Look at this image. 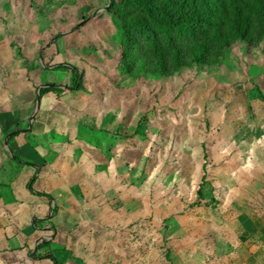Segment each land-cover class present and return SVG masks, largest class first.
Returning a JSON list of instances; mask_svg holds the SVG:
<instances>
[{"label": "crops", "instance_id": "obj_1", "mask_svg": "<svg viewBox=\"0 0 264 264\" xmlns=\"http://www.w3.org/2000/svg\"><path fill=\"white\" fill-rule=\"evenodd\" d=\"M73 16L71 12L63 15L64 22L54 25L56 16L47 20L40 14V25L25 19L18 32L10 27L12 22L6 28L0 25L1 40L16 34L0 42V264H264V241L257 236L264 232V220L244 217L236 200L226 202L233 213L224 210L233 218H215V235L199 228V243L193 244L200 250L197 254L189 247L176 248L185 240L183 236L174 239L179 240L177 244L173 240L169 244V227L151 234L157 245L149 250L121 246L122 228L113 211L121 208L120 186L113 187L106 163L100 171L95 157L85 159L82 131L86 122L70 117L87 95L86 81L91 75L99 79V71H105L99 64L115 56L103 46L102 59L87 54L77 26L82 20L68 29ZM85 27L86 36L89 28ZM71 45L78 50L77 69L85 68L79 83L69 57V51L75 52ZM76 96L78 106L70 105ZM109 153V159L116 153L123 155L115 146L105 154ZM122 165L123 161L115 176L128 173L127 165ZM259 189L253 188L256 193ZM113 201L114 207L106 208ZM217 204L212 207L223 210L224 203ZM260 205L264 208V201ZM99 216L104 217L102 221ZM239 216L248 222V235L233 221ZM172 227L177 229L175 222Z\"/></svg>", "mask_w": 264, "mask_h": 264}, {"label": "rangeland", "instance_id": "obj_2", "mask_svg": "<svg viewBox=\"0 0 264 264\" xmlns=\"http://www.w3.org/2000/svg\"><path fill=\"white\" fill-rule=\"evenodd\" d=\"M29 2L0 0V25L6 28L5 25L12 22L10 27L15 31L23 27L21 24L25 19L40 25L37 19L43 13H40L39 6L37 9ZM89 3H92L93 9ZM111 3L109 0H58L57 8L60 7L62 16L70 12L74 14L68 22L70 30L82 20L77 26L84 38V49L88 48L87 54L102 59L100 47L103 46L115 56L112 60L105 57L104 64H99L105 67L103 72L98 70L99 79L91 75V79L86 81L85 88L88 89L83 91L87 95L83 96L77 109L71 110L70 117L73 121L86 122L82 131L85 159L95 157L96 169L100 171L106 163L112 172L109 180L113 187L120 186L117 191L121 194V208L113 211H117L115 218L122 228L121 246L124 244V248L130 251L137 248H142L140 251L149 250V247L157 245L151 240V234H158L169 227L171 231L166 230L171 236L169 244L171 240L174 243L175 238L183 236L185 240L181 239L183 242L176 248L189 247L193 255L197 254L200 250L193 244L199 243L196 241L201 235L199 228L215 235L218 231L215 218H233V210L226 204L231 200H236L245 213L244 217L256 222L264 220V208L260 205V201H264V189L260 191L264 188V37L258 48L262 50L255 55L248 54L245 44L237 46L231 57L242 64H231L229 73L203 74V79L193 82L183 91L179 89V81L174 80L172 94L158 102L155 96L148 100L147 109L153 108V119L145 129L140 127L133 138L117 140L113 147L122 152L123 157L116 153L109 159L112 153L106 155L108 152L104 147L110 141L109 133L122 123L120 112L127 102L124 90L131 84L125 70L122 72L118 66L120 48L116 46L118 41L122 44L124 38H120L115 31L122 20L120 12L111 8ZM147 8L152 10L150 14L155 13L150 3ZM46 12L49 17L55 13L51 7ZM6 14L8 16L3 18ZM84 14H90V17ZM52 23L57 24L56 21ZM89 24L91 26H86ZM127 26L130 25L124 22V29ZM84 27L89 28L86 36ZM40 34L42 37V30ZM14 35L11 34L9 39H5V35L0 42L4 44ZM71 48L75 52L69 51V57L74 64L72 67L77 69L78 50L73 45ZM88 59L93 63L92 57ZM84 69L82 66L73 71L77 76L76 82L81 81ZM234 72L236 74H232ZM222 74L224 79L221 81L218 77ZM110 78L112 82H109ZM251 78L250 83H239ZM74 82L75 79L70 84ZM76 102L77 96L70 101V105L78 106ZM204 153L207 160L203 158ZM122 161V168L125 163L128 173L115 176ZM203 175L204 179H200ZM201 182L205 186L204 200L208 202L213 196L218 203H224L223 210L214 209L218 204L215 207L203 205L204 202L196 194ZM254 187L260 188L258 193L253 190ZM132 201H135V206ZM115 203L113 201L106 208L114 207ZM227 209H231L232 213H226L224 210ZM99 217L101 221L104 218ZM242 220L240 216L233 219L245 230L248 222ZM174 222L177 229L172 227ZM251 230L250 227L248 231ZM257 236L264 241V232H258ZM215 239L212 240V247L216 245ZM202 247L205 248L204 245ZM179 259L183 260L182 257Z\"/></svg>", "mask_w": 264, "mask_h": 264}, {"label": "trees", "instance_id": "obj_3", "mask_svg": "<svg viewBox=\"0 0 264 264\" xmlns=\"http://www.w3.org/2000/svg\"><path fill=\"white\" fill-rule=\"evenodd\" d=\"M149 3L154 14L147 8ZM29 4L39 6L46 18L51 7L57 23L65 20L57 8L58 0H30ZM110 6L120 12L123 21L115 29L124 38L122 46L118 41V66L131 84L124 90L127 102L120 112L122 123L109 133L110 141L104 147L107 152L117 140L131 139L140 127L146 128L154 116L153 108L147 109L148 100L155 96L158 102L172 94L174 80L183 91L203 79V74L229 73L231 64H242L231 57L237 46L245 44L248 51L257 50L264 37V0H112ZM124 22L130 25L127 29ZM218 78L222 81L224 75ZM203 183L196 189L197 196L203 205L215 206L213 196L204 200Z\"/></svg>", "mask_w": 264, "mask_h": 264}, {"label": "clouds", "instance_id": "obj_4", "mask_svg": "<svg viewBox=\"0 0 264 264\" xmlns=\"http://www.w3.org/2000/svg\"><path fill=\"white\" fill-rule=\"evenodd\" d=\"M109 1L112 2V0H109ZM246 50H247L248 54L251 56V53H252V52H257L258 49H257V50H252V51H248V49H246ZM258 51H259V50H258ZM218 79H219V78H218Z\"/></svg>", "mask_w": 264, "mask_h": 264}, {"label": "water", "instance_id": "obj_5", "mask_svg": "<svg viewBox=\"0 0 264 264\" xmlns=\"http://www.w3.org/2000/svg\"><path fill=\"white\" fill-rule=\"evenodd\" d=\"M38 100V99H37Z\"/></svg>", "mask_w": 264, "mask_h": 264}]
</instances>
